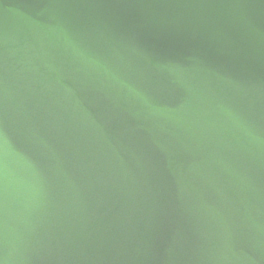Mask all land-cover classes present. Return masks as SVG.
Here are the masks:
<instances>
[{
  "label": "water",
  "instance_id": "1",
  "mask_svg": "<svg viewBox=\"0 0 264 264\" xmlns=\"http://www.w3.org/2000/svg\"><path fill=\"white\" fill-rule=\"evenodd\" d=\"M0 264H264V0H0Z\"/></svg>",
  "mask_w": 264,
  "mask_h": 264
}]
</instances>
